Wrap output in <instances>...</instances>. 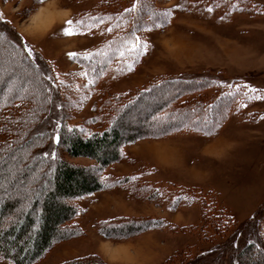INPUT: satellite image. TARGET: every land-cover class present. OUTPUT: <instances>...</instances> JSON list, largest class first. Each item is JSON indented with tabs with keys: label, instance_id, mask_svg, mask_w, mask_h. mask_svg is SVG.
I'll list each match as a JSON object with an SVG mask.
<instances>
[{
	"label": "rangeland",
	"instance_id": "rangeland-1",
	"mask_svg": "<svg viewBox=\"0 0 264 264\" xmlns=\"http://www.w3.org/2000/svg\"><path fill=\"white\" fill-rule=\"evenodd\" d=\"M154 1L166 12L144 25L136 57L129 58L120 44H110L108 24L91 31L81 25L83 16L102 9L105 0H0V93L39 88L36 71L48 77L43 109L50 108V113L43 127L49 131L63 114L70 127L83 133L99 130L100 102L161 77L210 80L194 98L216 101L207 115L200 107V118H192L194 128L158 137L152 129L162 120L158 100L177 97L187 88L156 86L124 116L122 134H141L123 146L122 158L99 168L89 158L61 152L69 163L87 167L85 172L107 183L70 199L75 213L66 226L73 231L33 264L92 255L107 264H232L233 252L249 241L264 249V229L257 234L254 226L264 217V0ZM69 27L72 35L64 32ZM3 38L17 46L3 43ZM91 55L101 63L96 76L84 66ZM3 139L0 133V144ZM38 141L18 150V184L12 183L16 175L9 169L16 155L0 160V192L4 199H16L17 212L32 202L28 180L37 168L26 167L24 158ZM126 177V184L114 182ZM187 188L193 193H185ZM123 216L159 220L160 225L124 236L100 230ZM0 264L12 263L0 255Z\"/></svg>",
	"mask_w": 264,
	"mask_h": 264
},
{
	"label": "trees",
	"instance_id": "trees-1",
	"mask_svg": "<svg viewBox=\"0 0 264 264\" xmlns=\"http://www.w3.org/2000/svg\"><path fill=\"white\" fill-rule=\"evenodd\" d=\"M103 7L87 12L86 16H83L84 24H81L82 27L91 31L98 24L105 22L113 33V37L109 41L110 44H120L121 51L128 53L129 58L136 57L135 49L140 43L138 35L146 29L144 25L152 22L153 19H161L160 16H163L166 12L154 0H105ZM125 9H128V11H125ZM0 36L3 37V35ZM2 41L8 45L14 43L11 39L7 41L3 38ZM123 42H125V45H123ZM130 43L133 45L132 49H130ZM15 45L17 46V44ZM12 49L18 57V50L16 48ZM103 51L100 50V53H103ZM98 58V56L95 58L94 55L86 56L87 60L84 57L80 59V63H83L84 60V62L88 61V64L87 62L84 64V66H88L86 71L96 76L102 70ZM36 73L39 88H31L32 90L20 93L18 91H11L7 94L0 93V133L4 137L2 144H0V160L14 154L17 161L15 165L12 163L14 167L9 168L10 174L16 175L18 173V164L21 162V159L18 160L17 157L18 150L22 151L26 146H32L36 138L39 140L38 144L34 145V149L24 158L27 162L26 167L31 168L36 164L35 169L37 168L33 178L28 180L32 189H28V193L32 197L31 204L20 212L14 211L16 199L5 198V200L2 197V192H0V198L2 199V202H0V255L9 259L12 264L35 263L56 240H61L65 235L70 234L73 230L69 232L66 223L75 213V207L70 204V199L97 191L107 183V180L104 183L98 176L85 172L87 167L75 166L69 163L61 152L70 157L89 158L99 168L108 166L122 158L124 156L123 146L135 142L141 134L138 132L128 136L122 134V131L126 128L125 125H127L122 124L124 116L128 110L140 102L144 95L150 97L151 91L156 86L172 83L176 87L182 85L183 90L187 88L185 93H179L180 95L177 97L165 96L161 98L155 93L153 94V97L161 98L158 100V108H160L158 111L162 120H157L154 123V128H152L154 134L158 137L180 128H194L192 118H200L199 116L196 117L198 113L201 114L200 107L205 109L203 111L204 115L209 114L208 112L216 107V101L214 100L205 101L204 103V101L200 102L194 98L196 93L204 91L210 85V80H196L191 76L161 77L152 81L145 88L143 87L132 93L114 94L105 101L100 102V109H98L102 125L99 130L88 134L83 133L76 127H70L63 114L61 119L56 122V128L49 131V129L43 127L45 118L50 113V108L43 109L44 99L48 98L49 94L45 79L49 80V78L37 71ZM50 80L59 95L58 83L56 84L54 81L53 74L50 76ZM182 88L178 90L180 91ZM222 97L223 95L219 96L217 100ZM34 120L36 121L34 122ZM21 176L23 177V175ZM5 178H7V175ZM17 180L18 175L15 176V182L12 181V183L18 184ZM114 182L126 184L129 179L127 177L123 180L117 178ZM192 189L187 188L183 191L193 193ZM14 192L15 194L19 193L16 188ZM21 193H23L22 196H25V191H21ZM39 203L43 206L42 209L38 208ZM203 205L204 208L206 204L203 203ZM35 216H37L36 219ZM227 219L229 221V218ZM253 219H250L249 222ZM261 219L262 222L257 220L254 223L257 234L263 232L264 229V217ZM128 225L134 227L131 228ZM159 225V220H143L123 216L104 223L100 230L104 233L105 230H108L109 236H124L139 233ZM247 225H250V223H247ZM125 226H127L126 230L125 228H117ZM262 242H264V239H262ZM231 263L264 264V249L258 246L257 243L249 241L236 248ZM59 264L107 263L92 255L65 260ZM181 264H185V262Z\"/></svg>",
	"mask_w": 264,
	"mask_h": 264
},
{
	"label": "snow or ice",
	"instance_id": "snow-or-ice-1",
	"mask_svg": "<svg viewBox=\"0 0 264 264\" xmlns=\"http://www.w3.org/2000/svg\"><path fill=\"white\" fill-rule=\"evenodd\" d=\"M125 11H128V9H125ZM67 24L71 25L72 24V21L69 20V21H66ZM64 32L68 35H72L73 34V31L72 29L69 27V28H64ZM146 47V46H145ZM31 53H29L30 55ZM70 55H75L74 53L70 54Z\"/></svg>",
	"mask_w": 264,
	"mask_h": 264
}]
</instances>
